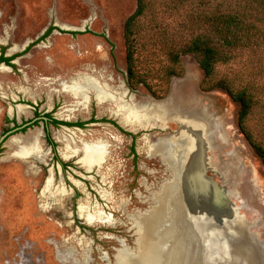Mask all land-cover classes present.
<instances>
[{
	"label": "rangeland",
	"instance_id": "1",
	"mask_svg": "<svg viewBox=\"0 0 264 264\" xmlns=\"http://www.w3.org/2000/svg\"><path fill=\"white\" fill-rule=\"evenodd\" d=\"M147 1L135 34V67L146 84H137L132 90L127 84L125 25L139 0H0V45L24 54L18 58L19 76L0 70L3 94H18L16 88L23 87V92L46 97L49 109L58 103L54 112L64 121L88 120L93 115L96 119H114L127 129L144 130L137 139L138 156L134 157L131 137L111 123L97 121L84 128L51 125L58 148L67 154L63 157L71 165L61 173L56 166L52 168L55 183L52 181L49 190L45 182L50 176L54 179L48 172L52 165L17 155L20 146H40L45 152L42 127L14 134L12 137L21 140L19 146L9 143L12 137L3 142L0 264H138L128 248L141 251L140 262L146 259L154 240L156 213L169 190L172 196L176 193L177 212V188L183 179L179 165L195 146L194 141L183 137L193 136L194 130L181 123L180 116L191 124L201 121L207 141L205 154L212 162L206 176L221 184L230 176L226 170L243 169L244 177H234H247L251 184L247 181L246 188L240 184L241 197L233 200L247 203V209L241 211L255 223L251 230L258 232L264 243V164L241 132L239 102L225 89L203 90L205 72L194 54H182L179 64L168 54L171 45L176 48L189 42L201 29L191 19L202 8L198 0ZM222 1L210 0L206 10L215 9ZM255 15L260 42L264 38V13L257 11ZM51 25L59 29L43 39ZM172 68L178 73L168 78ZM216 74L237 89L248 85L258 94L249 124L264 137V40L260 46L233 50L231 60L219 64ZM156 103L166 109V118L148 110ZM7 108V102L0 99V136L9 125L4 122ZM96 143L104 147L100 163L104 162L88 172L82 167L83 158L88 145ZM98 164L85 168L91 170ZM187 173L184 175L189 176ZM157 204L158 210L146 216ZM79 212L90 222L102 221L88 224ZM193 236H181L184 243L178 247L176 264H193V252L201 239L207 247L196 255L199 264L226 261L216 250L227 255L229 249L222 242L215 245L217 257L213 258L214 249L205 242L208 236ZM251 239L252 247L242 251V257L247 264H264V245L262 252L258 239ZM228 260V264L236 262Z\"/></svg>",
	"mask_w": 264,
	"mask_h": 264
},
{
	"label": "trees",
	"instance_id": "2",
	"mask_svg": "<svg viewBox=\"0 0 264 264\" xmlns=\"http://www.w3.org/2000/svg\"><path fill=\"white\" fill-rule=\"evenodd\" d=\"M226 1H229L228 5ZM198 5L202 10L196 16H193L191 20H196L199 24L198 30L199 28L201 29L193 35L189 42L183 43L176 48L171 47V45L168 51L169 57L173 63L179 64L182 54H194L205 72L202 88L204 90H212L214 88L225 89L234 100L239 102V127L241 132L264 164V137L258 134V129L255 131L249 124L251 114L259 102L258 94L248 85L237 89L230 80L219 78L216 74L219 64L227 63L231 60L233 50L240 46L253 47L257 46V44L260 46L263 43L264 38L259 42L260 37L257 35L258 26L255 21L258 19V16L255 15V12L264 13V0H223L221 4L219 3L211 11L206 10L210 5V0H198ZM147 6V0H139L136 12L128 18L125 25L127 84L132 90L136 89L137 84H146L145 79L142 78V75L139 74L135 67V34L139 19L144 15ZM221 6H223L222 9L220 8ZM55 29L59 28L51 25L45 31L42 38H47ZM60 30L62 32L78 33ZM176 73L178 71L172 68L168 71L167 77L169 78L172 74ZM102 120L107 121L106 118ZM68 124L83 126L84 122Z\"/></svg>",
	"mask_w": 264,
	"mask_h": 264
},
{
	"label": "bare ground",
	"instance_id": "3",
	"mask_svg": "<svg viewBox=\"0 0 264 264\" xmlns=\"http://www.w3.org/2000/svg\"><path fill=\"white\" fill-rule=\"evenodd\" d=\"M1 69H7V68L0 67V70ZM169 106L171 107V105H169ZM148 108H149L148 109L149 111H151L155 114H158L161 117L166 118L165 117V114H167L166 109L162 108V106L160 104L156 103V104H154V107L150 106ZM178 118H179L178 120L181 121V123H185L192 130H194L193 136L190 135V136H183V137L188 142L194 141V143H195V146H193V148L191 150H188L185 153V157L180 162L179 168L181 169V173L183 174L184 171L187 170V172H188L187 175L189 174V177L187 176V178H188L187 183L192 188V190L200 193L203 198L207 197L209 199L210 203H212L214 206L216 203L217 204L216 206L218 207L216 209V211L221 212L223 210L229 214V220L230 221L229 220L225 221L226 223H224L225 227L223 229L222 228H220V229L211 228V230H209L206 234L208 236V238L206 237L207 241H205V242H207L210 245V249L211 248L214 249L212 257L213 258L217 257L215 255L216 250H217L220 253V255H223L226 259V261L222 260V262H220L222 264H228V261H229L228 259H231L232 261H236V262H232V263L230 261L229 264H236L238 262L240 264H247L248 261H246L242 257L241 253H242V251H244L246 249H250L252 247L251 243H250V240H252V239L249 235H246L247 230L244 226L245 224L243 225V223H242V217H240L238 214L237 215L234 214L236 212V208L234 206L233 207L229 206L228 208H226L228 206V204H225V205L222 204L221 205L218 202L219 201L218 199L221 197L219 192L211 184L212 182L211 183L209 182V178H205V176H206L205 175V171H206L205 168H206V165L208 164V162H207L208 160L205 159V156L206 157H208V156L206 154H203V153H205L204 146L206 145L205 142H207V141L204 140V138H205V137H203L204 134L202 135V130H203L202 128L203 127H202V124L200 123L201 121L199 122L196 120V122H197L196 124H191L189 122V120L186 119L187 117H181L180 116ZM182 129H183V127H182ZM9 143L11 145H14V146H16V145L19 146L21 143V140L18 137H12L10 139ZM20 147H21V149L18 151L17 155L21 156L22 158H36L37 160H39L41 162H46L48 159L46 152H43V150L41 149L40 146H35V147L20 146ZM103 150H104V147L100 146L98 143H96L92 146L88 145L87 150H86L87 152L85 154V157L83 158V163H82L83 166L86 168H91L93 165L100 163V161L104 155ZM62 155L64 156L67 154L62 152ZM202 177H204V179L208 183L203 181ZM51 184H52V180H51V176H50L45 183V188L49 190V188L52 186ZM200 186L202 187L201 189L204 190L205 192L202 190H199ZM209 187H210V191H209ZM46 189H45V192H46ZM226 191L228 192V190H226ZM171 197H172V191L169 190V194L166 195L165 201H164L163 205L161 206V208H159V210H158L157 207H159V206L156 207V210H158L157 211L158 213H156V216H157L156 225L154 224V230H153L154 235L152 237V239H154V240H153V243L151 244L152 247L150 248V254L148 255V257L146 259L142 260L141 262H140V259H138L139 260V261L137 260V262H139L138 264H142V263L143 264H176V262H177L176 258L178 256V252H179L178 247L180 244H183L184 242L182 241V237H181L182 235H178L176 226H174V224L170 225L169 229H167L164 232L163 231L160 232V235L158 236V238L161 237L160 239H158L155 236L158 233V225L163 221V219L166 217L168 219L169 213H170V217L175 215L174 208L178 204L176 205V198H174V200H173V199H170ZM220 206H222V207H220ZM154 211L155 210H153L151 213H149L146 216L150 217V215H152L154 213ZM80 212H82L81 209H80ZM147 218L148 217H146V219ZM234 232H236L234 241L231 242L232 245L230 243L228 244V241L226 238L229 235H232ZM201 236H205V235L203 234ZM164 237L165 238L168 237V239H165ZM209 237H210V239H209ZM211 238L215 239L216 242H214V240H212ZM208 239H209V241H208ZM168 242L170 244H168ZM220 242H222V244H224L223 246H225L227 249H229V250H227V255L229 257L226 254L222 253L219 249L215 248V245L217 246L219 244V246H220ZM169 245H170V247H169ZM204 245H205V247H204L203 251L207 247L206 243ZM230 245L232 247H230ZM141 256H143V255L141 254ZM141 259H142V257H141ZM193 260H194V258H193ZM214 261L216 262L215 259H214Z\"/></svg>",
	"mask_w": 264,
	"mask_h": 264
},
{
	"label": "flooded vegetation",
	"instance_id": "4",
	"mask_svg": "<svg viewBox=\"0 0 264 264\" xmlns=\"http://www.w3.org/2000/svg\"><path fill=\"white\" fill-rule=\"evenodd\" d=\"M4 44H6V43H4ZM7 44H9V43H7ZM29 46H31V45H28V47L25 49V52L29 48ZM12 48L13 47H11V46L8 47L7 45H0V67L7 68L5 70H8L9 72H11L13 74L18 75L19 74L18 72H21V69L18 68V58L24 54L23 53L17 54L16 51L18 49L14 50V51H10ZM22 89H23V87H18V88H16V92L18 94L14 93V94H9V95L3 94L4 91L0 90V99L3 100L4 102H7V104H8V108L6 111L7 115H6V118L4 119V122H5V124H9L5 128L2 135L0 136V150L3 146V142H5L10 137L14 136V134H17L20 132L22 134H24L30 128L36 127V126L42 127L43 132H44L45 147H43L42 144H41V146L43 147L45 152L48 153V155H47L48 159L46 162L40 161V163L45 164V165H48V164L52 165V166H50V168L48 170V172L50 174L52 173V175L54 174L52 171V168H54L55 166H56L57 172L61 173L63 171H67L68 167L71 165V162L66 161L67 159L65 157H63L62 152L58 148L59 147L58 143L56 142L55 138L52 135V132L50 131V126L52 125L55 127L65 126L67 128H70V127L84 128L88 124H92V123H95L97 121H102V122H108V123L113 124L118 129H120V131H122L124 134L130 136L132 139L131 145H130L131 153L134 155V157L138 156V151H137L138 149H137L136 143H137V139L141 135H143L144 130L136 131L137 129H131V128L127 129V128L121 126V124L118 123L114 119H108V118L104 117L107 119V121H105V120H102L103 118L96 119L93 115L88 120H79V121L65 120L64 121L63 119L58 118L56 116V112H54V110L56 108H58V103L55 102L54 106L51 109H49L46 105V97H39L40 94H37L35 92H33V94L30 95V93L23 92ZM6 99H9V100L7 101ZM19 107H22V108L20 109ZM65 122H67V123H65ZM78 122H84V125L80 126V125L68 124V123H78ZM28 135H31V137H32V134H28ZM19 137H21V136H19ZM103 162H104V160L101 162L100 165L98 164L97 166L93 167L91 170H87L84 166H82V165L81 166L89 172V171H92L96 167H100ZM214 171H217V170L214 169ZM242 171H243V169H242ZM229 172H230V174H229ZM241 172H239V171L237 172V170L234 168L228 169L225 172L226 174H228V176L230 175L228 178L229 182L227 184L230 183V186H232V187H233V185L234 186L236 185V187H234L232 189H227L229 195L233 196V198H235V199H240V197H241L239 185L244 183V187L246 188L245 183L247 184V181H248L247 177H245L244 179H240V180H238V178H236L237 177L236 174L237 175L239 174L240 178L244 177L243 176L244 174H241ZM234 176H236V177H234ZM230 179H232V180H230ZM52 181L54 184L55 183V176H54V179L52 178ZM248 183L251 184L249 181H248ZM230 186H228V187H230ZM248 193H249V191H248ZM78 194L79 193L77 191V195ZM158 204H159V202H158ZM237 205L239 206V213H240L239 216L242 217V223H243V225L245 224L244 226H245L247 232H249V236L252 238L255 237V239L256 238L258 239V246H259L258 248L263 252L262 246L264 245V243L262 241H260L259 235H257L258 232L256 233V231L251 230L254 226H256L255 223L248 221V219L246 218L244 213L241 211L244 208L247 209V206H248L247 203L244 202L243 200H241V203L237 204ZM78 211H79V207H78ZM79 214H80V212H79ZM80 217H82L81 214H80ZM82 218H84V217H82ZM84 220L88 224H94L97 221H102V220H97V221L93 220L92 222H90L86 218H84ZM125 247L128 248L127 246H125ZM196 249L193 252V256L195 255L193 264H199L198 263V256L196 257V255H198V253H201L203 251V250L197 251Z\"/></svg>",
	"mask_w": 264,
	"mask_h": 264
},
{
	"label": "water",
	"instance_id": "5",
	"mask_svg": "<svg viewBox=\"0 0 264 264\" xmlns=\"http://www.w3.org/2000/svg\"><path fill=\"white\" fill-rule=\"evenodd\" d=\"M205 148H206V145L204 146V149ZM205 159L208 160L207 161L208 164L206 165V168H205V170H207L208 168H211L212 162L209 157L205 156ZM184 173L186 174L187 170H185ZM184 173L180 174L181 176L183 175L182 176L183 179L181 180L182 182L181 186L177 188V191L179 190V194L177 193L178 195L177 200L179 203V207H177V212L172 217H170V213H169V218L167 219L166 217L163 219V221L158 225V228L160 227L158 229V233L160 234V232L166 231L167 229L170 228V225H173V224L174 226H176L177 231L179 232L178 234L184 235L188 237V239L190 238L189 236L191 235H194V236H197V235L201 236L203 234L205 235L207 234L209 230H211V228H216V229L222 228L223 229L225 227L224 225V223H226L225 221L229 220V214L223 210L221 212L216 211V209L218 208L216 206L217 205L216 203L214 206L212 203H210L207 197L203 198L200 193L192 190V188L187 183L188 178L186 175H184ZM205 175H206V171H205ZM205 178H209V182L210 183L212 182L211 184L219 192L221 197L218 199L219 200L218 202L221 205L228 204L226 208H228L229 206H232V207L234 206L236 208V212L234 214L240 215L239 206L233 200V196L229 195L228 192L226 191L228 189V185H227L228 180L224 178L221 184H217L211 177L205 176ZM175 195L176 193L174 192V195L170 199L174 200V198L176 197ZM165 198L166 197H164L163 202L165 201ZM157 206L159 205L157 204L154 210H156ZM235 234L236 232H234L232 235H229L228 236L229 238L228 237L226 238L228 241V244L230 243L232 245L231 242L234 241ZM168 244L170 243L168 242ZM204 244L205 243L203 242L202 239L200 241H197L196 250L202 251L205 247ZM231 245L230 247H232ZM127 251L129 253H132V258L141 259L139 255L141 254L140 253L141 251L139 250L133 251L130 248H128Z\"/></svg>",
	"mask_w": 264,
	"mask_h": 264
}]
</instances>
